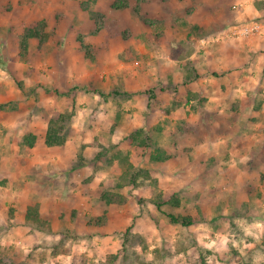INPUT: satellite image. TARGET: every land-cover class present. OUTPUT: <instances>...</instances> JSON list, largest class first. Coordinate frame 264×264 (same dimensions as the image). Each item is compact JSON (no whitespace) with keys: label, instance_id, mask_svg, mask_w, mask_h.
<instances>
[{"label":"rangeland","instance_id":"374dc122","mask_svg":"<svg viewBox=\"0 0 264 264\" xmlns=\"http://www.w3.org/2000/svg\"><path fill=\"white\" fill-rule=\"evenodd\" d=\"M201 1L209 12L196 0H0V264H98L111 254L134 264L120 248L127 228L142 241L132 251L155 264H264V35L221 39L238 25L227 12L242 4ZM257 7L247 22H264V0ZM208 14L217 18L202 26ZM38 21L49 38L30 39L21 60L25 29ZM224 44L247 58L219 73L210 62ZM54 113L71 119L66 143L48 148ZM134 129L148 149L128 147ZM30 133L32 149L10 141ZM155 149L165 162L149 159ZM114 154L142 172L137 187ZM105 189L126 203L104 205ZM158 193L178 194L182 206L162 210L193 225L170 224L151 204ZM29 206L51 220L50 233L24 226ZM103 213L104 227L87 226Z\"/></svg>","mask_w":264,"mask_h":264},{"label":"trees","instance_id":"16d2710c","mask_svg":"<svg viewBox=\"0 0 264 264\" xmlns=\"http://www.w3.org/2000/svg\"><path fill=\"white\" fill-rule=\"evenodd\" d=\"M125 8V5L116 4L114 5V10H119ZM46 24L43 21L33 22L29 25L27 29H25V33L22 37V41L20 43V51L19 58L21 60H27L28 55V47L29 40L33 39L37 41L38 45L45 43L49 35L45 32ZM81 48L83 49L86 56L88 53V46L81 44ZM22 88V85H19ZM71 119L70 113H54L48 121L47 128L44 133V145L48 148L63 146L66 143V134H65V125ZM127 145L129 148L139 147V148H149V137L145 136L142 129H134L128 135H126ZM10 141L14 143L16 146H20V148L32 149L37 141V137L34 134L27 135H19L18 137H11ZM102 156V155H101ZM115 158L122 160V162H126L127 168L122 175L123 182H127V184L133 185L135 187L138 186L137 180L139 176L142 174L133 173L129 171V168L132 166L127 162V156L121 157L118 154H114ZM149 159L155 162H165L167 160L166 154L164 151L155 149L154 152L149 153ZM99 162L98 157L95 158V163L89 164L90 170H93L96 166V163ZM80 166V165H79ZM145 179H149L150 175L148 172L143 173ZM125 183L116 184L114 187L115 190H119L124 186ZM105 189L100 194V201L106 206H116L121 207L126 203L127 198L125 195H122L119 191ZM139 204L143 203V200L138 199ZM151 204L154 209L157 210L158 213L165 215L169 223L172 225H179L183 228H188L193 225L194 219L190 216H181V215H172L165 214L163 212V208L166 206L179 208L181 205V198L176 193H158L153 200H151ZM24 226H28L32 229L38 230L43 233H50L52 230L51 220L43 216L39 213L37 207L29 206L26 208V211L23 215ZM107 223L106 213H103L101 216L89 219L87 221L88 227H104ZM77 235V234H76ZM142 241L140 237L136 234L131 233L130 228H127L123 234L120 242L121 253L124 256H127L129 252L133 257L132 261L134 264H155L153 260H142L139 259V256L132 251V248L135 245H141ZM144 247V246H143ZM264 247V241H263ZM61 254H69L68 249H60ZM118 256L116 254H111L106 257V259L98 264H115ZM12 264V263H11ZM24 264V263H20Z\"/></svg>","mask_w":264,"mask_h":264},{"label":"crops","instance_id":"0c3cea01","mask_svg":"<svg viewBox=\"0 0 264 264\" xmlns=\"http://www.w3.org/2000/svg\"><path fill=\"white\" fill-rule=\"evenodd\" d=\"M196 1H197L196 6L200 10L202 8V9H204L205 12H209L208 10L206 11L207 8L205 7V6H208V3H205L201 0H196ZM258 3H259V0H232L231 7L234 4H240V5L242 4V8H237L234 10L231 9L228 12L226 11L229 23L234 22L235 24L241 25L242 23H245L247 21H251L252 19L254 20L255 17H260L262 15L261 14L262 10H260L257 7ZM221 5L222 4L220 3V6ZM210 14H208L204 17L205 22L201 19L202 26L207 25V22H210V21H212V19L217 18L216 16L212 17V15H210ZM199 28H201V27H199ZM218 46L220 48H215V50L213 49V51H212V54L214 56L211 58H214L215 60L211 59L212 61L210 62L211 69H214V71H216V72L219 71V73H225V72L229 71L228 69L235 68L234 66H236L238 60H242L243 58H247L245 48H243V47L242 48L241 47L240 48H237V47L232 48L230 46V44H227V45L224 44V45H218ZM249 50H251V49H249ZM231 73H233V75H234V72H231ZM224 80H226L228 85L232 84V82H233V80H231V81H228V79H224ZM220 83H221V81H220ZM234 83L236 84L237 80H234ZM236 93L238 95V96L236 95L237 98H239V99L243 98L242 96H244V93H242L239 89ZM217 108H220V107L217 106ZM241 109H242V107H241ZM221 112H222V110H221Z\"/></svg>","mask_w":264,"mask_h":264},{"label":"built area","instance_id":"2783aa9c","mask_svg":"<svg viewBox=\"0 0 264 264\" xmlns=\"http://www.w3.org/2000/svg\"><path fill=\"white\" fill-rule=\"evenodd\" d=\"M226 33L221 34V39H223L224 36L227 35L241 40L261 37L262 35H264V22H245L241 25H235L231 27L228 33Z\"/></svg>","mask_w":264,"mask_h":264}]
</instances>
